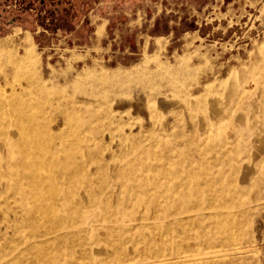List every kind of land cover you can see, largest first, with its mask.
Returning a JSON list of instances; mask_svg holds the SVG:
<instances>
[{
	"label": "rangeland",
	"instance_id": "obj_1",
	"mask_svg": "<svg viewBox=\"0 0 264 264\" xmlns=\"http://www.w3.org/2000/svg\"><path fill=\"white\" fill-rule=\"evenodd\" d=\"M26 47L29 66L15 73L0 64V86L22 90L20 103L41 95L42 115L53 120L59 95L84 100L94 111L78 130L90 145L102 148L112 137L118 155L123 137L128 152L135 141L141 152L152 146L140 153L148 162L197 154L203 163L193 186L224 185L229 193L221 220L200 222L210 217L208 203L172 213L186 230L199 229L181 238L198 255L161 261L172 255L167 249L144 250L115 262L106 259L111 250L94 248L92 264H264V148H257L264 143V0H0V58ZM239 70L227 95L224 81ZM212 95L215 109L206 102ZM237 111L248 119L235 126ZM253 126L260 137L250 135ZM25 215L18 199L0 196V264L30 242Z\"/></svg>",
	"mask_w": 264,
	"mask_h": 264
},
{
	"label": "bare ground",
	"instance_id": "obj_2",
	"mask_svg": "<svg viewBox=\"0 0 264 264\" xmlns=\"http://www.w3.org/2000/svg\"><path fill=\"white\" fill-rule=\"evenodd\" d=\"M31 61L33 52L29 47L22 55L7 52L0 58V64L10 65L15 73ZM243 72H233L224 81L227 95L235 91L232 85ZM83 91V95L91 93L90 89ZM21 93L0 86V185L5 187L0 196L10 194L18 199L26 214L23 225L32 224L30 242L11 264H92L95 256L90 250L94 248L111 250L113 254L106 259L115 262L144 250L157 253L167 249L172 255L161 261L199 254L191 252L190 241L181 240L189 231L199 229L189 226L186 230L183 217L176 218L172 213L201 211L198 204L208 203L210 217L204 215L200 222L208 223L206 218L209 222L211 218L221 220V199L229 196L224 185L219 189L193 186L198 178L196 171L203 163L200 156L193 153L196 156L148 162L140 158V153L149 155L152 146L141 152L135 141L134 149L128 152L123 137H118V155L112 154L116 139L111 137L101 148L99 144L90 145L89 138L78 130L85 115L94 111L88 102L61 94L51 108L60 118L49 120L42 115L41 95L20 103ZM217 101L215 95L206 99L213 109ZM247 119L237 111L231 120L236 126ZM58 122L63 127L55 131ZM217 127L215 131L220 132ZM261 130L253 126L249 132L260 137ZM261 147L263 142L257 146ZM117 158L119 169L112 168ZM215 190H219L216 201H207V195ZM170 215L167 222L161 221ZM220 227L223 225H215V231Z\"/></svg>",
	"mask_w": 264,
	"mask_h": 264
}]
</instances>
